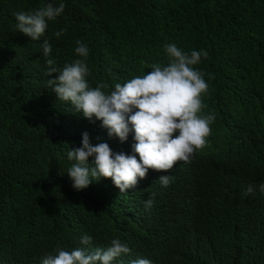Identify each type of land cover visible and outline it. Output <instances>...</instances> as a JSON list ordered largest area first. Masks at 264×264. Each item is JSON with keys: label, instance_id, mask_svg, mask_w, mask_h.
Returning <instances> with one entry per match:
<instances>
[{"label": "trees", "instance_id": "16d2710c", "mask_svg": "<svg viewBox=\"0 0 264 264\" xmlns=\"http://www.w3.org/2000/svg\"><path fill=\"white\" fill-rule=\"evenodd\" d=\"M61 2L63 14L40 40L16 32L15 13ZM45 39L58 68L77 40L87 45L89 78L107 84L143 75L153 63L166 66L165 44L206 50L195 67L209 85L203 113L216 117L211 149L167 172L149 169L126 192L103 177L75 190L67 152L81 146V132L103 133L47 88L58 73L46 76ZM224 126L261 134L264 144V0H0V264H41L58 244L93 252L113 238L131 249L115 264H130L136 253L159 264H264L263 241L209 213L211 191L230 169ZM91 141L127 154L135 142L131 133L121 142L107 129ZM161 175L170 176L167 187ZM258 224L264 230V210ZM84 234L92 236L90 245L80 244Z\"/></svg>", "mask_w": 264, "mask_h": 264}, {"label": "clouds", "instance_id": "9594fccd", "mask_svg": "<svg viewBox=\"0 0 264 264\" xmlns=\"http://www.w3.org/2000/svg\"><path fill=\"white\" fill-rule=\"evenodd\" d=\"M65 6L63 2L58 6L48 3L36 10L15 13L16 32L31 40H40L48 23L60 17ZM63 34L61 29L53 35L59 39ZM76 45L75 53L58 68L56 61L50 58L51 44L43 40L41 49L48 66L46 76L58 73L48 79L47 88L56 94L58 101L70 103L72 111L82 114L86 122L94 124L103 135L107 129L109 137L125 142L131 133L135 142L131 146L132 154L113 152L107 143L91 141L103 135L81 132V146L67 152L68 159L74 161L67 172L75 190L87 188L103 177L111 178L120 192H126L146 178L149 169L167 172L178 162L190 163L201 151L211 149V143L216 140L212 137L211 124L216 117L214 113H203L206 107L203 97L208 94L209 85L204 79L206 74L195 67L202 58L207 59L206 50L187 52L174 43L165 44L164 52L169 61L166 66L153 63L143 70V75L127 82L124 77L107 84L89 78L86 63L89 49L80 40ZM207 76L214 78L211 73ZM220 134L227 140L231 162L227 177L218 181L211 191L209 213L228 218L237 231L264 242V230L258 224L264 210L262 135H242L225 126ZM89 157L93 158L91 165ZM235 172L247 178L241 180ZM158 180L164 187L171 183L169 175H161ZM154 197L152 193L144 201L146 210L152 208ZM92 240V236L84 234L80 244L87 246ZM130 251L119 238H113L106 249L96 248L93 252L86 247L66 250L58 244L41 257V264H115L122 254ZM138 256L136 253V259L130 264H159L152 258Z\"/></svg>", "mask_w": 264, "mask_h": 264}]
</instances>
